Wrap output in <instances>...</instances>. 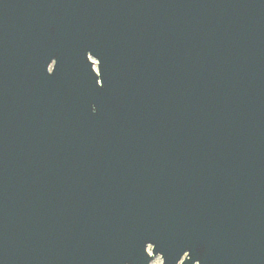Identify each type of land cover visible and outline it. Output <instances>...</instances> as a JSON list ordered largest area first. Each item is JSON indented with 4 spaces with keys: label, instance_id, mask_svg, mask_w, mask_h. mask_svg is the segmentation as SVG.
Returning a JSON list of instances; mask_svg holds the SVG:
<instances>
[{
    "label": "water",
    "instance_id": "1",
    "mask_svg": "<svg viewBox=\"0 0 264 264\" xmlns=\"http://www.w3.org/2000/svg\"><path fill=\"white\" fill-rule=\"evenodd\" d=\"M264 264V0H0V264Z\"/></svg>",
    "mask_w": 264,
    "mask_h": 264
},
{
    "label": "rangeland",
    "instance_id": "2",
    "mask_svg": "<svg viewBox=\"0 0 264 264\" xmlns=\"http://www.w3.org/2000/svg\"><path fill=\"white\" fill-rule=\"evenodd\" d=\"M151 264H162V261H161L160 257H156L153 259Z\"/></svg>",
    "mask_w": 264,
    "mask_h": 264
}]
</instances>
